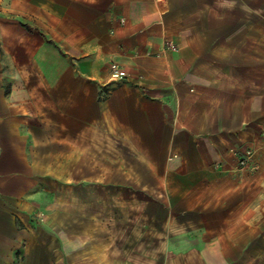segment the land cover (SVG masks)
<instances>
[{
	"label": "crops",
	"instance_id": "obj_1",
	"mask_svg": "<svg viewBox=\"0 0 264 264\" xmlns=\"http://www.w3.org/2000/svg\"><path fill=\"white\" fill-rule=\"evenodd\" d=\"M0 264H264V0H0Z\"/></svg>",
	"mask_w": 264,
	"mask_h": 264
},
{
	"label": "built area",
	"instance_id": "obj_2",
	"mask_svg": "<svg viewBox=\"0 0 264 264\" xmlns=\"http://www.w3.org/2000/svg\"><path fill=\"white\" fill-rule=\"evenodd\" d=\"M166 50H169V51H172V52H177L178 51V49L174 45H172L171 43H168L166 45ZM109 71H110L111 78L114 81L124 80V79L127 78L126 71L121 66H119L116 63H112L109 66ZM240 165L242 167H244L245 166V161L240 162Z\"/></svg>",
	"mask_w": 264,
	"mask_h": 264
}]
</instances>
